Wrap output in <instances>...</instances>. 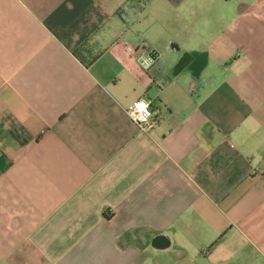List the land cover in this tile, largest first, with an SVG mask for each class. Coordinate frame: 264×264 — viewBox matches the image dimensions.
Returning <instances> with one entry per match:
<instances>
[{
  "label": "crops",
  "instance_id": "1",
  "mask_svg": "<svg viewBox=\"0 0 264 264\" xmlns=\"http://www.w3.org/2000/svg\"><path fill=\"white\" fill-rule=\"evenodd\" d=\"M0 264H264V0H0Z\"/></svg>",
  "mask_w": 264,
  "mask_h": 264
},
{
  "label": "built area",
  "instance_id": "2",
  "mask_svg": "<svg viewBox=\"0 0 264 264\" xmlns=\"http://www.w3.org/2000/svg\"><path fill=\"white\" fill-rule=\"evenodd\" d=\"M152 103L151 99H137L127 109L132 121L141 130H150L157 125L154 119ZM140 105H144L143 110Z\"/></svg>",
  "mask_w": 264,
  "mask_h": 264
},
{
  "label": "water",
  "instance_id": "3",
  "mask_svg": "<svg viewBox=\"0 0 264 264\" xmlns=\"http://www.w3.org/2000/svg\"><path fill=\"white\" fill-rule=\"evenodd\" d=\"M155 52H151L149 57H154ZM159 239H151L149 245L156 251H167L173 246V239L170 232H159L154 234Z\"/></svg>",
  "mask_w": 264,
  "mask_h": 264
},
{
  "label": "snow or ice",
  "instance_id": "4",
  "mask_svg": "<svg viewBox=\"0 0 264 264\" xmlns=\"http://www.w3.org/2000/svg\"><path fill=\"white\" fill-rule=\"evenodd\" d=\"M140 108L143 110V108H144V105H140Z\"/></svg>",
  "mask_w": 264,
  "mask_h": 264
},
{
  "label": "trees",
  "instance_id": "5",
  "mask_svg": "<svg viewBox=\"0 0 264 264\" xmlns=\"http://www.w3.org/2000/svg\"><path fill=\"white\" fill-rule=\"evenodd\" d=\"M140 1H143V0H140Z\"/></svg>",
  "mask_w": 264,
  "mask_h": 264
}]
</instances>
